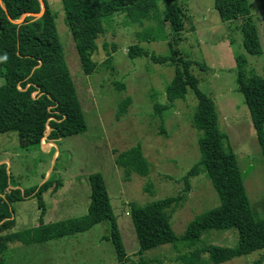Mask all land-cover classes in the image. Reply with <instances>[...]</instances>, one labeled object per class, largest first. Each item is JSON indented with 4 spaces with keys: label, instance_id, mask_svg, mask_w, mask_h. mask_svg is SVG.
<instances>
[{
    "label": "rangeland",
    "instance_id": "374dc122",
    "mask_svg": "<svg viewBox=\"0 0 264 264\" xmlns=\"http://www.w3.org/2000/svg\"><path fill=\"white\" fill-rule=\"evenodd\" d=\"M48 1L57 12V35L87 129L27 149L19 146L16 132L0 134V165L7 174L9 189L22 192L39 186L47 178L53 186L57 185L56 180L59 182L54 192L49 189L41 195L45 203L42 216L37 197L12 203L14 223L10 231L35 226L40 219L48 223L85 214L90 192L88 176L100 172L129 256L126 264H140L136 255L138 240L129 214L132 202L144 205L181 195L171 216V227L178 236L195 216L219 204L218 195L202 168L197 175L187 177L188 186L184 181L200 157L198 132L191 125L196 107L192 90L188 89L184 100L167 103L166 87L173 78L174 66L127 54L130 45L139 44L150 54L168 55L169 38L176 41L175 46L184 58L196 63L190 71L198 79V87L215 103L219 128L228 135L237 156L252 213L256 219L263 218L264 162L248 107L237 88L235 54H245L248 69L264 74V0H247L258 29L262 49L259 55L244 50L236 26L238 21H222L214 0H173L182 5L190 19L180 33L181 39L175 34L171 37V27L162 22L161 15L167 0H159L157 11H152L142 24L129 22L123 13L115 14L112 22L105 24L106 31L97 38V49L92 55L98 67L91 74H84L81 69L59 0ZM150 36L156 39L151 40ZM108 54L111 60L104 64ZM3 83L0 78V86ZM117 83H123L124 87L118 88ZM127 96L131 103L126 113L117 117L119 102ZM154 103L168 107L157 113ZM136 144L141 145L150 171L147 176L132 173L127 177L115 157ZM149 184L151 192L146 188ZM205 230L196 246L232 247L237 243L234 228ZM108 234L109 222L102 221L85 232L44 243L10 241L1 254L6 264H114L116 255L106 239ZM191 249L165 244L146 252L142 264H184L177 256ZM202 258L206 259L207 254ZM259 258L264 264V249L219 264H250Z\"/></svg>",
    "mask_w": 264,
    "mask_h": 264
},
{
    "label": "trees",
    "instance_id": "16d2710c",
    "mask_svg": "<svg viewBox=\"0 0 264 264\" xmlns=\"http://www.w3.org/2000/svg\"><path fill=\"white\" fill-rule=\"evenodd\" d=\"M158 1L59 0L84 74H91L98 67V63L92 59L97 49L96 40L106 31L105 24H110L115 14L123 13L129 22L142 24L152 11H157ZM43 2L44 12L37 17L36 14L41 11L40 0H0V78L4 80L0 86V134L16 132L19 146L23 149L41 144L43 137L54 142L87 129L57 35V12L51 8L48 0ZM214 8L222 21H238L236 26L241 32L242 46L248 54H261L258 29L247 0H214ZM185 11L181 4L173 0H167L161 11L162 22L171 27V37L175 34L181 39L180 33L185 29L186 20L190 19ZM175 44L176 41L169 38L170 53L165 56L150 54L139 44L130 45L127 54L131 58L150 57L155 63L174 66L173 78L166 87L167 103L184 100L188 89L192 90L196 107L191 116V125L198 132L200 157L187 172L184 181L188 186L187 177L197 175L202 168L218 195L219 204L195 216L183 234L178 236L171 227V216L181 195L163 197L144 205L132 202L129 214L138 240L136 255L142 264V257L150 250L165 244L174 247L182 245L192 247L187 253L177 256V260L184 264H219L264 249V217L256 219L252 213L237 156L230 146L228 135L219 128L215 103L198 87V79L190 71L196 63L184 58ZM108 55L104 64L111 60V55ZM235 63L237 88L248 107L264 162V74L248 69L247 57L243 53L235 54ZM117 86L124 87L123 83H117ZM130 103L129 96L119 102L117 117L126 113ZM167 107L165 104L154 103L157 113ZM161 131H164L163 128ZM115 162L127 177L132 173L147 176L150 171L140 144L119 152ZM1 167L0 264H6L1 249L10 241L44 243L85 232L102 221L109 222L106 239L114 248V264L127 263L129 256L100 172L88 176L90 192L85 214L48 223L40 219L35 226L11 232L14 223L11 204L30 196L37 197L42 216L45 203L41 195L49 189L54 192L59 182L56 180L57 185L53 186L52 180L47 178L39 186L22 192L9 189L7 174ZM146 188L151 192V184ZM227 228L237 231L235 246H196L201 241L203 230ZM205 253L207 258L203 259ZM250 264H263V260L259 258Z\"/></svg>",
    "mask_w": 264,
    "mask_h": 264
},
{
    "label": "water",
    "instance_id": "95a60500",
    "mask_svg": "<svg viewBox=\"0 0 264 264\" xmlns=\"http://www.w3.org/2000/svg\"><path fill=\"white\" fill-rule=\"evenodd\" d=\"M40 2H41V11L38 14H36L37 17L41 16L45 9L43 0H40Z\"/></svg>",
    "mask_w": 264,
    "mask_h": 264
},
{
    "label": "built area",
    "instance_id": "2783aa9c",
    "mask_svg": "<svg viewBox=\"0 0 264 264\" xmlns=\"http://www.w3.org/2000/svg\"><path fill=\"white\" fill-rule=\"evenodd\" d=\"M44 142H45V138L43 137V138L41 139V144H44Z\"/></svg>",
    "mask_w": 264,
    "mask_h": 264
},
{
    "label": "crops",
    "instance_id": "0c3cea01",
    "mask_svg": "<svg viewBox=\"0 0 264 264\" xmlns=\"http://www.w3.org/2000/svg\"><path fill=\"white\" fill-rule=\"evenodd\" d=\"M63 237H66V236H63ZM63 237H60V238H63ZM56 239H58V238H56ZM69 260V259H68Z\"/></svg>",
    "mask_w": 264,
    "mask_h": 264
}]
</instances>
